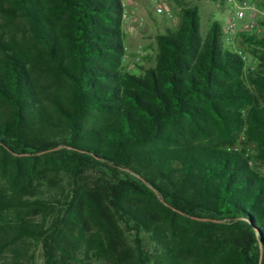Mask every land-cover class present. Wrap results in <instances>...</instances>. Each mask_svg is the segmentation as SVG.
<instances>
[{
    "label": "trees",
    "instance_id": "1",
    "mask_svg": "<svg viewBox=\"0 0 264 264\" xmlns=\"http://www.w3.org/2000/svg\"><path fill=\"white\" fill-rule=\"evenodd\" d=\"M155 65L123 0H0V264H264V38L183 0ZM264 25V21L262 22Z\"/></svg>",
    "mask_w": 264,
    "mask_h": 264
},
{
    "label": "rangeland",
    "instance_id": "2",
    "mask_svg": "<svg viewBox=\"0 0 264 264\" xmlns=\"http://www.w3.org/2000/svg\"><path fill=\"white\" fill-rule=\"evenodd\" d=\"M189 6H198L201 11V32L205 36L211 23L219 21L224 30V48L241 55L247 63V68L255 70L259 61L252 56L251 49L244 37L256 36L264 38V0H245L257 6L246 26H241L236 32L227 33L231 5L227 0H183ZM125 4L124 32L125 50L124 67L131 73L140 74L143 70L155 65L158 51L157 36L176 30L180 23L181 6L175 0H123ZM161 7L163 14L157 9ZM170 14L171 17L168 15ZM238 151H245L250 158V165L257 167L264 175V161H257L258 146L254 141H248L245 131L240 133L237 145ZM35 249L38 264H43L42 249Z\"/></svg>",
    "mask_w": 264,
    "mask_h": 264
},
{
    "label": "built area",
    "instance_id": "3",
    "mask_svg": "<svg viewBox=\"0 0 264 264\" xmlns=\"http://www.w3.org/2000/svg\"><path fill=\"white\" fill-rule=\"evenodd\" d=\"M227 2L231 5L232 11L230 13L229 22L226 25L227 33L236 32L241 26H248V18L249 16L257 10V6L255 4H251L245 0H227ZM159 14H163V8L159 7L157 9ZM170 17L171 15L168 14ZM230 151H238V148H230Z\"/></svg>",
    "mask_w": 264,
    "mask_h": 264
}]
</instances>
